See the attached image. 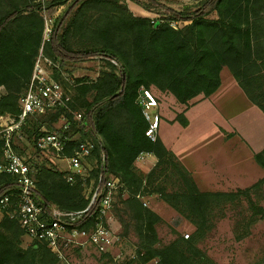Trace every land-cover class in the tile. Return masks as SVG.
Here are the masks:
<instances>
[{
  "label": "trees",
  "instance_id": "obj_1",
  "mask_svg": "<svg viewBox=\"0 0 264 264\" xmlns=\"http://www.w3.org/2000/svg\"><path fill=\"white\" fill-rule=\"evenodd\" d=\"M66 1L69 6L58 16L49 41L43 44L44 55L62 70L94 58L102 64L94 79H73L68 108L81 112L86 125L80 129L72 126L70 146L96 137L101 140L105 172L122 185L112 213L120 224V236L127 238L131 229L137 239L136 264L152 260L155 264L207 263L194 245L212 200L246 196L254 214L264 217V209L252 203L249 189L231 194L200 192L175 156L158 139L151 143L144 136L147 124L137 92L153 88L187 106L197 96L208 98L215 93L221 70L226 68L249 102L264 115V0H196L178 12L156 0H130L163 17L157 21L134 16L122 0H0V116L18 113V101L27 89L42 45L44 20L40 13ZM213 13L216 17L211 19ZM170 22L187 24L173 29ZM87 94H92L90 101ZM75 99L82 100L83 110L74 106ZM63 111L52 112L46 124L41 118H30L23 129L28 144L40 128L49 130ZM178 120L186 126V119ZM141 154L156 159L150 175L170 170L169 175L177 177L181 189L170 197L162 195L161 200L193 224L191 239L158 246L156 225L160 217L137 198L148 194L146 180L135 165ZM64 155H69L68 151ZM255 161L264 171V152L256 155ZM31 167L41 203L67 211L87 206L84 191L88 179L84 185L79 181L68 184L65 173L54 167L36 163ZM96 173L91 171V178ZM13 190V179L0 173V196ZM21 237L16 221L3 214L0 264H57L42 244L32 242L23 249Z\"/></svg>",
  "mask_w": 264,
  "mask_h": 264
},
{
  "label": "rangeland",
  "instance_id": "obj_2",
  "mask_svg": "<svg viewBox=\"0 0 264 264\" xmlns=\"http://www.w3.org/2000/svg\"><path fill=\"white\" fill-rule=\"evenodd\" d=\"M46 1L49 2L50 0ZM122 1L134 16L146 17L153 21L163 18L157 13L147 12L130 0ZM137 1L143 2V0ZM156 1L165 8L177 12L185 7L194 5L196 2V0ZM69 4L70 2L66 1L62 6L40 13L44 21L51 22V24H48L50 31L54 23L58 20V16L67 9ZM215 17L216 15L214 13L210 15L211 19ZM186 24V22L169 23L173 29H180ZM101 66L102 64L99 63L98 60L90 59L84 62L67 65L63 71L67 72L71 79L88 77L85 76L86 74L89 75L91 79H94ZM220 78L224 83L234 81L226 68L221 70ZM65 88L70 91L72 97L73 93L71 87L65 85ZM149 90L157 99L160 107L169 114V116H167L168 119L166 121L164 119L166 124L175 123L181 126L178 119H185V111L197 102L205 99L202 96H197L189 101L187 106H184L179 105L175 99L173 97L170 98L168 94L159 93L153 88H149ZM91 96L92 94H87L88 101H90ZM81 102V99H75L74 106L77 109L81 108V110H83L80 105ZM229 110H233L234 112L243 111L240 103L234 106L232 105ZM195 111L196 112H190V116L192 115L194 118V123H202L210 118L208 108L205 104L198 106ZM259 112L262 114L260 110ZM50 116L51 113L39 118L46 124ZM239 120L246 121L244 126L245 135L249 136L251 140H245L243 137L241 138L237 136V134L228 131L222 138L226 147L223 148L221 145L222 149L220 151L219 147L214 145L212 151L209 152L208 139L202 140V134L198 132V124H191L189 129L176 137L175 148L181 158L182 164L184 163L187 167L195 170L192 175L195 176L198 181L205 180L204 186H206L207 189L214 188L210 191H207V189L204 191L195 184L200 192L231 194L237 193L238 190L242 191L249 189V199L254 205L264 209V171L255 161V156L264 152V137H262L263 141L259 140V132H261L262 128L259 126L258 122L254 124L249 123L247 121V115ZM54 127H56V125L53 126V128ZM44 128L48 129L46 126H44ZM163 130L164 129H162L161 132L162 134ZM164 136H166L165 138H172L174 133L168 130L165 131ZM76 137H78V135H76ZM158 141L167 151L171 152L163 144L162 140L159 139ZM213 142H216V140L213 139L212 143ZM15 147L24 157L31 156L33 153L32 147L27 141H15ZM218 158L220 159L218 160ZM220 162L222 163L221 167L219 166ZM61 165L62 163H59L57 168H60L61 171H65ZM135 165L140 174L144 176V180H146L145 187H147L148 191L144 199L141 197V201H146L145 206L150 210L159 211V209L162 208V211L159 212L160 216L158 215L160 217V223L156 225V232L159 239L158 246H165L179 239L187 240L183 237L184 235H189L190 237L188 240L191 239L194 233L193 224L189 219L174 211L161 200L162 195L170 197L178 193L181 189L180 183L177 182V177L173 174L169 175L170 170L163 174H159L156 171L154 174L150 175L149 173L153 170L155 164L153 166H146L142 163V158L136 159ZM53 167L57 169L56 166ZM89 184L84 192L89 190ZM2 217L3 214L0 213V221ZM108 221L109 228L113 233L119 236V242L108 253L104 254L106 256L96 254L89 248L78 253L75 252L71 257L73 264H136L135 253L137 251V239L134 233L130 229L128 237L122 238L120 236V224L112 212ZM20 241L23 249H26L31 244V241L26 237H21ZM194 246L207 258V263L205 264H262L264 263V217L254 214L246 196H238L236 200H212L206 209L202 233L197 238ZM153 261L156 262V260Z\"/></svg>",
  "mask_w": 264,
  "mask_h": 264
},
{
  "label": "built area",
  "instance_id": "obj_3",
  "mask_svg": "<svg viewBox=\"0 0 264 264\" xmlns=\"http://www.w3.org/2000/svg\"><path fill=\"white\" fill-rule=\"evenodd\" d=\"M48 24L51 22L44 21L42 45L35 58L27 89L18 101V113L0 116V173L13 179L14 189L0 196V213L16 221L23 237L31 243L44 245L57 264H73L71 257L75 252L89 248L96 254L104 255L119 242V236L109 228L108 220L112 203L122 185L117 178L109 177L105 172V155L99 138L70 146L72 126L80 129L85 127L86 122L82 113L68 108L71 95L65 85L72 88L73 79L43 53V44L49 41L51 34ZM56 74L57 79L54 78ZM137 103L147 124L144 136L154 143L161 121L157 112L159 103L152 92L145 88L139 90ZM57 109L64 110L63 114L50 130L44 127L39 129L30 145L32 155L24 157L15 147V141H26L23 129L27 121ZM67 151L69 155H64ZM34 163L56 168L59 163H65V171L57 170L65 173L63 178L68 184L79 181L84 185L88 179L90 188L84 192L87 206L82 210L67 211L41 203L31 167ZM93 170L97 173L91 178ZM137 198L141 200V197ZM183 237L188 239V235Z\"/></svg>",
  "mask_w": 264,
  "mask_h": 264
},
{
  "label": "crops",
  "instance_id": "obj_4",
  "mask_svg": "<svg viewBox=\"0 0 264 264\" xmlns=\"http://www.w3.org/2000/svg\"><path fill=\"white\" fill-rule=\"evenodd\" d=\"M62 8V7H61ZM58 13V12H56ZM88 76L89 75H85ZM90 78V77H89ZM3 93V89L0 88V94ZM170 98H172V96L169 95ZM175 103V101H174ZM238 103L241 104L242 106V110H240L239 112H234L233 110L230 111V107L233 105H237ZM201 104H205V106L208 108L209 111V117L207 119V121H203L202 123H194V118L192 117V115L190 116V112H196L195 110H197L198 106H200ZM158 114L160 115V127L158 130V134H157V139L162 140L163 144L175 155V157L177 158V160L179 161V163L185 168V170L191 174L195 184L197 185L198 188L206 191L205 189H207L205 185V180H197L195 178V176H193V172L195 170H192L191 168L187 167L186 165H184V163L182 164L181 158L175 148V139L177 136H179L182 132H184L185 130L189 129V127L191 126V124H198V132L201 135V139H208V150L209 152L212 151V149L214 148L213 146L216 145L217 147H219V150L221 151L222 147L225 148V142L224 140H222L224 134L228 131H231L235 134H237V136H240L241 138L243 137V139L245 140H251V138L247 135H245V130H244V126L246 121H240L239 119L242 118L243 116L247 115V121L249 123H255L258 122L259 126H261L262 130L260 133V141H263L262 137H264V117L263 115L259 112V110L257 109V107H255L253 104H251L249 102V100L245 97V95L243 94V92L241 91V89L238 87V85L236 84L235 81L232 82H225L221 79V83L219 88L217 89V91L215 93H213L211 96H209L208 98H205L199 102H197L196 104H194L193 106L189 107L185 113H184V117L186 119V126L185 127H181L175 123H167L164 122L168 119L167 116H169V114H167V112L162 108L158 107L157 110ZM234 112V113H233ZM249 119V120H248ZM171 121V120H170ZM168 122V121H167ZM207 125V126H206ZM163 130V134L161 133ZM170 131L174 133V136L172 138H165V131ZM262 135V136H261ZM174 138V140H173ZM215 139L216 142L212 143V140ZM222 145V147H221ZM260 148V147H259ZM218 150V151H219ZM211 154V153H209ZM221 156V154H220ZM201 157V156H200ZM142 158V163L145 164L146 166H153L156 163V159L152 156V155H147V154H141L137 157V159ZM220 158H218L219 160ZM217 162V160H216ZM63 168H67L65 163H62L61 165ZM219 166H222V163H219ZM222 170V169H221ZM223 172H225L224 170H222ZM217 185V184H216ZM216 188H221V187H216ZM214 189V188H211ZM211 189H207V191H210ZM145 197H143L142 199H144ZM147 200V199H146ZM143 203L146 204V201H142ZM157 215H159V212L162 211V208L159 209V211H154ZM160 216V215H159ZM155 261H150L147 264H155Z\"/></svg>",
  "mask_w": 264,
  "mask_h": 264
},
{
  "label": "water",
  "instance_id": "obj_5",
  "mask_svg": "<svg viewBox=\"0 0 264 264\" xmlns=\"http://www.w3.org/2000/svg\"><path fill=\"white\" fill-rule=\"evenodd\" d=\"M158 23H156L155 25H157Z\"/></svg>",
  "mask_w": 264,
  "mask_h": 264
}]
</instances>
